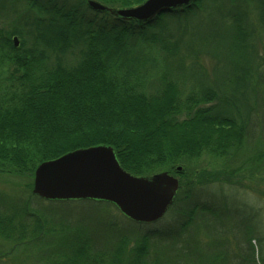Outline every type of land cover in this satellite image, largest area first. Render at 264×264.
<instances>
[{"label": "trees", "instance_id": "1", "mask_svg": "<svg viewBox=\"0 0 264 264\" xmlns=\"http://www.w3.org/2000/svg\"><path fill=\"white\" fill-rule=\"evenodd\" d=\"M6 1L16 14L14 0H0L1 11ZM38 1L34 0L30 9L47 13L24 23L27 30H17L13 24L12 31H0V82L5 85L0 86V175L26 178L27 198L46 201L31 193L34 170L41 162L75 149L106 145L130 174L167 171L178 178L179 186L169 207L171 221L162 230L147 226L153 223H136L122 216L134 226H123L124 235L101 246L92 231L57 236L46 228L43 215H38L29 204H19L17 199L9 210L0 207V240L20 244L19 238L28 237L34 247L46 238L41 239L39 233L44 228L47 238L57 240L63 247L41 256L50 264H264V237L260 234L247 237L248 247L244 251L238 245L226 248L225 235L222 238L199 232L220 223L224 203L221 194L207 190L208 185L225 184L236 191L247 187L236 179L242 165H231L246 143L250 112L259 105L260 91L254 89L247 94L244 83L228 85L227 76L217 71L215 85L204 84L202 95L191 94L182 101L172 80L157 85L147 83V67L141 57L134 55L132 38H138L146 27L159 24L158 18L137 23L120 20L108 12H95L85 0H62L57 6H53V0H48L50 5ZM99 1L106 6L126 8L143 0ZM254 2L257 21L264 24V0ZM243 3L245 0L242 4L239 0H195L168 13L184 12L190 17L208 12L209 16L222 19L224 33L214 32V39L226 40V49L232 56L224 57L223 62L218 59L223 63L221 68L230 61L234 70L256 71L250 55L254 26L243 11ZM96 16L116 24L97 22ZM170 19L175 22V31L191 27L185 18ZM23 33L28 34L27 41ZM14 34L20 38L17 48L10 38ZM194 38L192 43L183 44L180 61L184 54L194 53V45L199 51L203 48L202 36ZM164 45L168 56H176L178 47L173 50L171 43ZM232 47L239 51L237 58ZM249 94L252 105L248 102ZM261 142L264 144V140ZM203 152L216 157L233 153L226 165L230 169H195L189 176L186 164ZM262 158L264 150L256 160ZM238 203L253 209L247 203ZM204 239L219 249L212 253L200 250L197 246Z\"/></svg>", "mask_w": 264, "mask_h": 264}, {"label": "rangeland", "instance_id": "2", "mask_svg": "<svg viewBox=\"0 0 264 264\" xmlns=\"http://www.w3.org/2000/svg\"><path fill=\"white\" fill-rule=\"evenodd\" d=\"M14 1L16 2V14L10 11L11 4L7 3V1L4 2L5 6L3 7V11L0 9V31L5 29L12 31V25L15 24V29H20L24 32L25 29H28L24 23L31 22V20L36 17H43L47 13V11L44 12L35 8L30 9L34 7V0ZM239 1L240 4H242L243 0ZM246 1L247 0H245V4L243 3L245 7L243 11L247 12L248 20L252 26H254L250 39L252 45L250 55L252 57L253 67H255L256 71L253 69H248L246 71L234 70L230 61H228L227 67L221 68L225 58L229 59L232 55H230L226 49V40L221 39L219 42H215L214 32L218 35L223 34L225 24L222 19L209 16L208 12L194 13L190 17V14L186 15L184 12L160 13L151 21L153 22L158 18L159 24L146 27L138 38H132L134 55L137 58L141 57L150 75L147 79L149 82L147 83L157 85L165 82L167 79L172 80L179 90L182 101L186 99V96L191 94L202 95L204 92V84L215 85V73L218 72L219 75L222 74L227 76L228 85L237 84V82L244 83L247 87V94L254 89L260 91L259 93H261V95H258L259 105L250 112L247 127L249 134L246 138V143L243 149L238 151V155H235V159L231 165V167L242 165L243 169L237 174L239 177L236 179H240L241 185L247 187H240L236 191V188L234 190L232 186L225 184H220L219 187L217 186L218 184L208 185L210 187H207V190L209 189V191L221 194L224 203L221 204L220 223L212 224L199 231L209 236L218 234L223 238V235H225V240L227 241L225 244L226 248L234 249L235 245H238L240 249L244 251H246V247H248L247 244H245L248 236L260 234L264 237V158L260 161L256 160L257 154L264 150V144L261 142L264 140V24L258 23L257 21V10L254 9L255 0ZM38 2L39 4L45 2L50 5L48 0H39ZM61 3L62 0H53V6H57V4ZM201 5H203V3H201ZM111 7L121 8L117 6ZM171 16L173 18H185L187 24L192 28L188 27L187 30L175 31V22L170 19ZM16 20H18V24L15 23ZM96 21H101L108 25L115 23L111 19L101 16H96ZM165 23L167 25H165ZM161 26H165V28L162 29ZM196 32L202 36L203 48L199 51L197 46L194 45V53L189 54V56L184 54V58L180 61L179 55L184 53L182 51L183 44L185 42H189V44L192 43V40L195 39L194 37L198 35ZM13 36H16L18 39L17 46L13 44ZM27 37L28 34L23 33V38H26V41ZM10 38L13 46L17 48L20 45V38L15 34L10 36ZM164 42L171 43L173 50L178 47V49L176 48V56H168L167 49L165 51L163 47L165 46ZM79 48H77V50ZM235 50L236 49L233 48V56L237 58L240 54L239 51ZM66 56L69 57V54H66ZM218 59L222 62L220 63ZM195 60L197 61L192 65ZM168 68H170V70H168ZM13 84L14 83H12L11 86ZM1 85L5 86L0 82V86ZM6 87L8 86L6 85ZM248 102L252 105L251 94L248 96ZM212 103L213 102H208L207 104ZM254 122L256 123L255 125ZM232 158L233 153L225 157H216L212 153L203 152L200 156L192 159L191 162L186 164V172L190 176V173L195 169L207 171L229 170L230 167L226 165ZM178 167H180L181 170V166ZM26 183V178L17 179L0 175V207L4 208V210H9L8 207H12L14 203L19 201L17 199H20L19 204H26L27 206L29 204V207L38 215H43L47 221L46 228H51L57 236L77 231L91 234L92 231L97 234L96 238L99 245L103 246L104 244L106 245V243L108 245L114 242L120 236L124 235L123 226H134L122 217V214L116 207L106 202L94 200L38 201L36 199L32 201L27 198L25 189ZM259 192H262V195H260ZM237 200L247 203L253 209L251 210L249 207L240 206ZM31 220L32 217L28 218L27 222L30 223ZM170 221L171 214L168 208L159 220L154 222L153 225L147 226H155L156 229L162 230L167 227ZM42 229L43 230L39 232L42 233L41 239L45 236L46 238H44L42 242L40 241L39 244L37 243L34 247L32 246L34 244L27 241L28 237H24L23 239L19 238L21 241L17 242H22L20 244H14L16 241L12 243L0 240V264H50L46 258H41V256L43 257L51 254L52 251L59 250L63 247H60L56 242L57 240L53 241L48 239V236L43 233L45 232L44 228ZM218 230L221 231L217 232ZM234 234L237 235L236 244L234 243ZM54 235L50 237L53 238ZM252 243L254 242L252 241ZM197 247L202 251L208 250L209 253L219 249L216 244L207 242V239H204Z\"/></svg>", "mask_w": 264, "mask_h": 264}, {"label": "water", "instance_id": "3", "mask_svg": "<svg viewBox=\"0 0 264 264\" xmlns=\"http://www.w3.org/2000/svg\"><path fill=\"white\" fill-rule=\"evenodd\" d=\"M193 1L143 0L133 7L115 8L97 0H86V5L120 20L144 23ZM12 41L14 46L18 45L16 36ZM177 189V178L167 171L141 176L130 174L120 166L111 147L95 145L41 162L34 170L31 193L46 201L108 202L133 222L151 223L163 216Z\"/></svg>", "mask_w": 264, "mask_h": 264}]
</instances>
